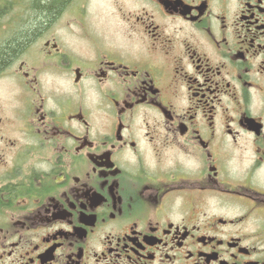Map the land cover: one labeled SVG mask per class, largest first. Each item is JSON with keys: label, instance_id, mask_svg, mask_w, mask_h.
<instances>
[{"label": "flooded vegetation", "instance_id": "1", "mask_svg": "<svg viewBox=\"0 0 264 264\" xmlns=\"http://www.w3.org/2000/svg\"><path fill=\"white\" fill-rule=\"evenodd\" d=\"M90 1L0 70V264H264V0Z\"/></svg>", "mask_w": 264, "mask_h": 264}, {"label": "trees", "instance_id": "2", "mask_svg": "<svg viewBox=\"0 0 264 264\" xmlns=\"http://www.w3.org/2000/svg\"><path fill=\"white\" fill-rule=\"evenodd\" d=\"M68 0H33L35 12L27 26V31H22L9 43L0 48V70L7 66L24 48L26 43L38 35L48 26L61 11Z\"/></svg>", "mask_w": 264, "mask_h": 264}, {"label": "rangeland", "instance_id": "3", "mask_svg": "<svg viewBox=\"0 0 264 264\" xmlns=\"http://www.w3.org/2000/svg\"><path fill=\"white\" fill-rule=\"evenodd\" d=\"M98 0H91L90 1V4H89V10L90 11H94V10H96V12H99V10L101 9V2H97ZM2 1H0V3H1ZM29 4V2H27V0H23L22 1V3L20 4V6H19V9L20 8H24L26 5L25 4ZM70 4V3H69ZM112 6V7H111ZM104 7H106L108 10H110V11H112V9L111 8H113L114 9V5H113V2L111 1V0H105V5H104ZM7 9H10V10H13L14 9V7H13V5H12V3L11 2H9V5H7V7H6ZM71 8L73 9V10H77L78 9V2H76V3H74L73 5H71ZM2 15L4 14V13H1ZM23 18H24V16H23V14H22V12H6L3 16H2V18H1V23L3 24V25H7V24H9V25H12V27L13 26H15V25H17V24H21L22 23V21H23ZM21 27H24V24L22 23V25H21ZM21 32H20V29L18 30V32L17 33H15V36H18L19 34H20ZM13 35V34H12ZM14 36V35H13ZM8 38V39H7ZM3 39H7V40H9V37H8V35L7 36H1V39L0 40H3ZM2 84H0V90H2L4 87L3 86H1Z\"/></svg>", "mask_w": 264, "mask_h": 264}]
</instances>
